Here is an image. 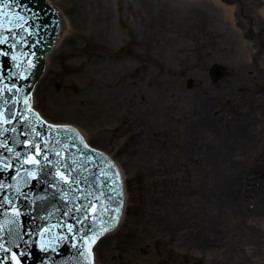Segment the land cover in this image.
<instances>
[{
  "label": "rangeland",
  "instance_id": "374dc122",
  "mask_svg": "<svg viewBox=\"0 0 264 264\" xmlns=\"http://www.w3.org/2000/svg\"><path fill=\"white\" fill-rule=\"evenodd\" d=\"M48 1L67 31L35 87V108L48 121L85 128L89 143L110 154L124 178L140 168L151 185L138 218L130 213L127 224L103 237L95 261L264 264V228L250 224L255 192L240 205L244 211L212 194L215 165L232 155L230 132L239 125L247 145L236 163L249 174L260 168L255 174L264 182V33L257 36L264 0H243L258 20L255 34L238 0H227L232 16L220 0ZM120 18H129L139 40L160 42L141 56V77L136 62L113 57L127 41ZM153 57L159 63L148 71ZM215 63L230 70L217 83L209 75Z\"/></svg>",
  "mask_w": 264,
  "mask_h": 264
},
{
  "label": "water",
  "instance_id": "95a60500",
  "mask_svg": "<svg viewBox=\"0 0 264 264\" xmlns=\"http://www.w3.org/2000/svg\"><path fill=\"white\" fill-rule=\"evenodd\" d=\"M59 26L47 0L0 2V264H93L91 247L122 212L123 185L113 162L71 128L48 125L31 109L32 85L45 72ZM120 29L130 35L124 21ZM64 31L63 18L59 39ZM209 73L214 82L229 75L221 64ZM123 179L127 224L130 213L138 218L151 185L140 168Z\"/></svg>",
  "mask_w": 264,
  "mask_h": 264
},
{
  "label": "bare ground",
  "instance_id": "6f19581e",
  "mask_svg": "<svg viewBox=\"0 0 264 264\" xmlns=\"http://www.w3.org/2000/svg\"><path fill=\"white\" fill-rule=\"evenodd\" d=\"M233 12L234 7H232L231 14L229 16H232ZM243 13L244 11L242 10V15ZM65 36L66 34L64 32L62 38L59 39L56 44V49L61 45L62 41L65 39ZM51 57L52 54L49 56L46 64V74L49 70ZM228 74H230V72H228ZM209 122L211 123V120ZM224 134L225 133L218 136L217 141H219V144H221V140L223 139L222 136ZM230 134L235 140V149L229 159H227L226 162L224 161V165L220 164V162L215 165V169L213 171L214 187L212 188V194L216 201L222 202L223 205H230V207L232 206L235 210H240V205L243 204L245 206L246 201L250 200L251 194L255 192L253 199L256 200L255 204H257V206L251 212L253 222L250 224L254 225V228H264V182L258 178V174H255L257 171H260V168L253 170L252 174H249L248 171L241 172L239 163H236L237 161L235 159L238 157L237 155H242L245 151V145H247L245 138L247 133L244 130V127L239 125L237 128L235 127L232 132H230ZM213 149L216 151L214 146ZM259 181L262 183L257 187L256 190H254L252 184H255ZM241 210L244 211L245 209ZM215 220H213V222ZM187 233L192 238H197L199 236L197 235L198 233H195L194 231H188ZM216 233V228L214 227L215 238L213 237L212 241L218 240Z\"/></svg>",
  "mask_w": 264,
  "mask_h": 264
},
{
  "label": "flooded vegetation",
  "instance_id": "af4514ba",
  "mask_svg": "<svg viewBox=\"0 0 264 264\" xmlns=\"http://www.w3.org/2000/svg\"><path fill=\"white\" fill-rule=\"evenodd\" d=\"M129 21V18H128ZM154 29V27H153ZM160 42H158L156 39L155 40H150L149 42L146 41H142L139 40L137 38V35L135 33V36L133 37V39H127V41L123 44L122 47V56L125 59V62L130 63L132 61L137 63V70L139 72V76L141 77L142 73H141V68L140 66H143V69H146V64L144 63L143 58H141V56L146 52V49L148 50L147 52H152L156 50V47L159 46ZM110 54V52H109ZM111 56V54H110ZM114 57V56H113ZM151 59L148 61L147 64V70H151V69H156V62L159 63V59L155 60L153 57V62H154V66L150 65Z\"/></svg>",
  "mask_w": 264,
  "mask_h": 264
},
{
  "label": "snow or ice",
  "instance_id": "6c2138e0",
  "mask_svg": "<svg viewBox=\"0 0 264 264\" xmlns=\"http://www.w3.org/2000/svg\"><path fill=\"white\" fill-rule=\"evenodd\" d=\"M0 2H2V0H0Z\"/></svg>",
  "mask_w": 264,
  "mask_h": 264
}]
</instances>
